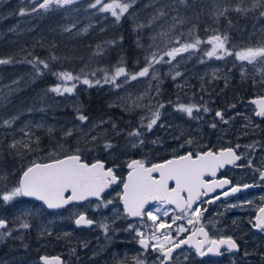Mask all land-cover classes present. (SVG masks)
Wrapping results in <instances>:
<instances>
[{"label": "snow or ice", "instance_id": "obj_1", "mask_svg": "<svg viewBox=\"0 0 264 264\" xmlns=\"http://www.w3.org/2000/svg\"><path fill=\"white\" fill-rule=\"evenodd\" d=\"M35 2L36 0H33V3ZM135 2L136 0H111V2L106 3L105 0H95L89 7L97 8L99 6L98 11L110 13L118 23L129 12L130 7ZM75 3H77V0H42L38 8H33L32 11L35 12L42 9L44 12H48L55 8H63ZM181 3L186 4L187 0H181ZM260 3L261 0H256V4ZM227 11L226 8L220 10L217 12V16H223ZM234 11L246 12L247 9L237 7ZM25 14L26 11L21 9L20 15ZM164 14L162 11L159 13L161 16ZM261 15H264V12H261ZM230 23L231 21H229ZM142 27L144 25H137V28ZM65 30L70 31L71 29ZM189 35L192 37L191 42L181 43L177 39L175 42L179 45L178 47H172L164 51L162 55L152 52L149 56H146L144 58L145 66L138 72L132 73L124 66H116L111 75L106 70H101L105 74L95 80L89 79L87 76L82 78L80 75H74L67 71L53 73L60 83L50 87L48 91L61 96L72 94L75 92L78 83H82L89 88L110 84L114 89H119L131 81L149 77L150 70L152 71L151 79H157L158 75L154 69L155 64H170L172 60H175L177 56H181L183 53L191 54L200 51L202 44L211 45L210 50H204L203 52V55L208 58L224 59L232 56L234 60L240 62H247L253 65L259 64L262 66V72H264V41H261L255 47L248 46L237 49L235 45H232L230 49L227 47L229 38L226 34L221 35L217 33L202 41L195 34L194 26L190 30ZM97 47L99 48V45ZM165 56L169 57V59L165 60ZM51 59L55 60L56 57L53 56ZM12 62L11 58H0V65ZM29 63L33 64L37 75H43L39 67L40 65H43L44 69L50 68L47 62L38 58L35 61H29ZM241 67L243 68V63ZM243 74L242 71V76ZM91 75L94 77L96 73L92 72ZM181 75L182 73L176 72L173 79ZM121 77L124 78L123 81L117 83ZM136 99L142 100L143 96ZM131 103L135 107L142 106L136 103V101H131ZM251 103L257 106L258 110L255 111V115L264 117V97L255 99ZM163 107V104H159L155 111H152L150 108V115L140 118V128L151 132L160 120L161 113L159 109ZM201 107L204 112L209 111L206 106H197L195 104H179L177 106L179 111L186 113L189 117H193L194 111L200 112ZM77 111L79 112V109ZM216 116L227 123L224 120L223 113L217 111ZM77 119L81 122H86L88 117L80 113ZM145 119H147V123H145ZM4 123L10 125L11 121L6 120ZM40 126L42 125H38V127ZM215 126V124L212 125V127ZM115 127L116 125L113 124V128ZM140 128L127 133L129 137L135 138L131 142V147L133 148L144 143L141 138L143 133L140 131ZM51 131L49 129V132ZM72 134V129L64 133L66 137ZM92 139L96 140L97 137L94 136ZM38 140L39 138H37V142ZM156 142L153 141V143ZM187 143L190 144L191 141L189 140ZM16 146V143L10 145L12 148ZM25 147H29V145H25ZM112 147L111 142H105L104 148L106 150ZM238 147L239 145H237ZM49 156L53 157L49 162H32L22 172L20 179L14 187L0 192V202L8 204L19 197H32L43 202L49 209H59L74 201H88L90 198H95L97 209L101 207L106 208L113 203V200H104L102 194L113 185L120 184L122 185V190L116 195L123 204L124 218L139 217L143 220L146 217L152 222L150 225L151 232L148 236L139 230H136V236L139 237L138 243L144 250L151 248L152 251L158 253L157 259L159 260V264H168L173 258V252L184 245L194 248L196 254L201 257L208 256L209 254L216 256L223 255L222 248L227 252L239 250L236 240L230 236H222L218 239L210 238L208 232L205 231L204 225L201 223L203 217L201 208L204 204L219 200L221 195L227 197L240 192L242 188L247 189L252 187V185L248 184L242 186L233 185L232 181L226 178L206 179V177L215 178L219 170L227 165H236L237 161L242 159L233 148L222 149L218 152L212 150L202 153L197 152L195 155L192 152H187L184 155L174 156L162 163H148L143 159H134L127 163L129 171L123 180L116 175L112 167H106L104 162L97 160L94 163H88L83 160L79 154V149L74 154L65 155L63 158H57L56 153H50ZM247 166L251 167L250 161ZM255 171L259 172V179L264 180V171L260 169H255ZM0 179H3V177H0ZM229 185L231 187H228L226 191H222L220 195H216L208 200L204 199L210 193L216 192L217 189H225ZM248 203H251V201H248ZM150 204L157 206L152 210H147ZM168 205L174 206L173 211H177L178 213L171 217V223L161 218L162 216L167 217L169 215V210L165 207ZM237 206L233 205V207ZM203 211H207V209L204 208ZM184 220H186L187 225H192L193 228L190 229L183 223L177 224V221ZM74 222L77 226H92L95 223L85 214H80ZM173 225H176L174 229ZM29 226L27 222L21 224L22 228H28ZM252 226L260 231H264V207L259 209V214L255 217V222ZM99 227L103 228L105 234L108 233V224L101 223ZM7 228L8 221L0 218V229L7 230ZM134 229L135 225L130 224L127 230ZM173 231L177 233L176 236H173ZM186 232H190L191 234L185 239H180V234ZM11 234V231H0V239H3L5 235L11 236ZM198 237H202V239ZM41 259L44 264H62L59 257L50 259L44 256ZM136 264H145V262L136 258Z\"/></svg>", "mask_w": 264, "mask_h": 264}, {"label": "rangeland", "instance_id": "obj_2", "mask_svg": "<svg viewBox=\"0 0 264 264\" xmlns=\"http://www.w3.org/2000/svg\"><path fill=\"white\" fill-rule=\"evenodd\" d=\"M4 1L7 2L8 0H0L1 7L5 6ZM30 2L32 1L20 0L18 7L25 8V6H29V9L32 10ZM105 2H111V0H105ZM243 9H247L241 15L242 19H247V21L244 19L243 26H240L239 30L235 32L223 33L229 38L227 47L230 49L232 45H235L237 49L248 46L255 47L261 41H264V15H261V12H264V0H261L260 4H256V0H251L248 6L245 8L243 6ZM208 38L210 37L200 39L204 41ZM178 46V44H173L164 51ZM210 48L211 45L202 44L200 51L191 54L183 53L181 56H177L175 60H172L170 64H155L154 69L158 75L157 79H151L152 71L150 70L149 77L131 81L119 89L113 88L114 98L112 101L120 104L130 115L138 116L139 124L141 117L150 115V108L155 111L159 104L164 105L163 108L159 109L161 113L160 120L151 132L140 127L123 129L116 126L113 128L114 123L109 121V119L90 118L87 116L88 120L86 122L79 121L77 116L81 113V106L79 105V96L76 91L77 87L74 93L63 96L48 91L50 87L45 88L35 97V113L29 112L32 106L11 107L17 119L13 118L14 116L11 115L10 111H0V148L8 150L10 153L7 158H4V152L0 154V177H3V179H0V192L10 190L17 184L16 175H19L23 170L21 167L23 159L28 158V156L29 158L32 157L31 153L36 157V154L44 151L42 148L46 145L49 146L43 141V138H48L52 146V149H48V153H53L54 150L60 149L62 146L60 143L56 144L54 138H57L58 135L66 138L64 133L69 129L73 130L72 140L77 143L80 153H84L85 156H94L99 151L106 154L111 150L118 151L124 155L139 149L157 151L161 141L164 144V148L167 149V145L176 137L178 139H181L182 136L190 138L194 133H201V123L203 121H222L216 116V112H221L222 110L224 120L227 121V123L223 121V126H227V128L224 127L225 133L236 132L237 125L239 129L244 128V132L249 134L253 133V130H247V128H257L261 133H264V122H257L264 120L257 119L258 117L255 115L256 109L250 103L251 98L264 95V72H262V66L240 62L234 60L232 56L224 59L208 58L203 55V52L204 50H210ZM163 52L159 55H162ZM164 59L168 60L169 57L165 56ZM43 61L47 62V59ZM242 63L243 68L241 67ZM32 67H34L33 64ZM142 68H139L138 71ZM242 71L244 73L243 76ZM176 72H180L182 75L173 79ZM107 73L111 75L112 72ZM123 79L121 77L117 83L122 82ZM92 80H95V78ZM58 83H60L59 80L56 84ZM140 96H143V99L137 100L136 98ZM131 101H136L142 106L135 107ZM179 104L206 106L209 111L204 112L201 107L200 112H193V117H196L193 118L179 111L177 108ZM68 109L75 111L77 114L73 117L68 115V117H63L59 113ZM77 109H79V112ZM238 114L242 115V120L237 121L236 116ZM130 119L132 120V118ZM6 120L11 121L10 125L4 123ZM239 121H243L241 125L238 123ZM147 122V119H145V123ZM108 124L111 125L109 128ZM38 125L42 126L38 127ZM137 128H140L143 133L141 138L144 143L133 148L131 147V142L135 138L129 137L127 133ZM49 129L52 131L49 132ZM108 129L112 130V134H105ZM94 136L97 137L96 140L92 139ZM37 138H39L38 142ZM94 141H96V144H94ZM153 141L157 142L153 143ZM105 142H111L113 147L106 150L104 148ZM13 143L17 145L15 148L10 147ZM25 145H29V147H25ZM64 149H66V142H64ZM113 197H117L116 193L111 198ZM22 199L23 197H19L8 204L0 202V218L9 221L7 230L2 231H11L12 233L11 236L5 235L3 239H0V246L4 240L15 243L13 242L15 239L14 232L16 233L17 230H22L17 233V236L21 234L25 237L30 232V229L33 228L37 229L41 234V236L37 234L40 239L43 238L44 240L46 236L54 234L63 240H69L65 235L73 233L70 221L74 219L76 214L92 209V203H83L80 206L68 208L62 213L61 218L57 219L54 217V220H52V213L49 214L42 204L32 201L27 202ZM104 213L107 218H109L110 214H115L114 211L112 212L111 204L105 208ZM109 221L110 219L104 222ZM25 222L30 225L28 228L21 227V224ZM181 223L188 227L186 220L179 221L178 224ZM110 233L111 228H109L107 234L105 232L99 234L97 232H85L81 234L82 247L86 248L83 264L101 263V260L98 263V256L94 254L95 248H97L95 238L104 234V239L110 240V236L112 237ZM38 242L35 244L36 246H44V242ZM250 254L251 252H246L239 259L228 260L225 264H257ZM188 261L189 256H186L184 259L181 258L180 264H186ZM1 263L6 264V262ZM131 263L133 264L134 260Z\"/></svg>", "mask_w": 264, "mask_h": 264}, {"label": "trees", "instance_id": "obj_3", "mask_svg": "<svg viewBox=\"0 0 264 264\" xmlns=\"http://www.w3.org/2000/svg\"><path fill=\"white\" fill-rule=\"evenodd\" d=\"M250 2L187 0L185 4L181 0H136L118 23L111 14L89 7L94 0H84L49 12H33L25 6L20 8L26 11L25 15H20V10L17 14L3 15L0 19V58H11L13 62L0 65V111H10L16 119L11 107L32 106L29 112L35 113V97L58 81L53 73L67 71L82 78L96 79L102 77L104 71L101 70L113 72L116 66H124L135 73L145 66L144 58L152 52L161 54L176 45L177 39L181 43L190 42L189 32L194 26L195 34L200 38L235 32L243 26L246 18H241L243 11L234 9H243ZM225 8L227 13L217 16V12ZM161 11L165 13L163 16L159 15ZM137 25L144 27L137 28ZM69 28L70 31L65 30ZM53 56L55 60L51 59ZM37 58L47 59L50 66L49 69L39 66L43 75H37L29 63ZM92 72L96 73L94 77ZM76 91L80 112L86 116L109 119L118 128L140 127L138 116L130 115L120 104L112 101L114 89L110 84L89 88L78 83ZM59 113L63 117L77 114L70 109ZM110 126L108 124V128ZM105 134H112V130L108 129ZM72 138L73 135L54 138L56 144L62 146L53 153L76 152L79 148ZM43 141L49 146L42 148L44 151L36 154L35 159L49 157L47 150L52 149L51 143L47 137ZM4 150L0 148V154L4 152V158H7L10 153ZM37 234L41 236L37 231L36 238Z\"/></svg>", "mask_w": 264, "mask_h": 264}, {"label": "flooded vegetation", "instance_id": "obj_4", "mask_svg": "<svg viewBox=\"0 0 264 264\" xmlns=\"http://www.w3.org/2000/svg\"><path fill=\"white\" fill-rule=\"evenodd\" d=\"M29 1V0H27ZM34 8H38L39 3L42 0H30ZM80 2V0H77ZM5 2V1H4ZM20 0H8L5 2V6H0V19L3 15L17 14L20 10L18 7ZM44 12L42 9L39 10ZM49 12V11H48ZM223 113V110L221 111ZM239 116V117H238ZM236 116L237 121L242 120V115ZM264 120V118H257ZM243 121L238 123L241 125ZM263 123L264 121H257ZM212 123L216 126L212 127ZM201 133H194L190 138L182 136L181 139L177 137L167 145V149L164 148L162 141L158 146V150H138L130 151L128 154H122L118 151H109L108 153H96L94 156H85L84 153H80L81 158L88 163L96 162L97 160L105 162L106 167H112L118 177L123 180L129 171L127 163L134 159H143L148 163H162L165 160L171 159L174 156L184 155L187 152H192L195 155L197 152H205L212 150L218 152L222 149L233 148L238 155L242 157L236 165H227L223 169L219 170L215 178L206 177V179H221L226 178L232 181L233 185H252L247 189H243L233 195L224 197L221 195L219 200H214L212 203L204 204L201 208L203 213L201 223L205 227V231L208 232L209 237L218 239L219 237H232L239 245L238 252H227L224 248L221 249L223 255L216 256L209 254L208 256L201 257L196 254L195 249L192 247H183L173 252V258L168 264H180L181 258L184 259L189 256V261L186 264H225L232 259H239L244 253L251 252V257L257 262V264H264V231H260L252 226L255 222V217L259 214V209L264 207V180L259 179V172L255 169L264 171V133H261L259 129L253 130L251 134L244 132V128L239 129L237 125L236 132L231 131L225 133L223 121H203ZM228 125V124H227ZM31 140V139H30ZM191 143H187V141ZM237 145L239 147L237 148ZM50 150V149H49ZM48 151V150H47ZM75 153V152H74ZM74 153H60L57 154V158H63L65 155ZM29 158L23 159V170L16 175V181L20 179L22 172L32 164V162H49L53 157L35 159L32 155ZM251 162V167H248V162ZM3 166V165H2ZM225 189H217L216 192L210 193L208 197H204L205 200L211 199L216 195H220ZM122 190V185H113L111 189L103 196L104 200H113L111 204L112 212L109 218L105 215V208H96L97 201H88L86 203H92V209L79 214H76L73 220H71L73 233H67L65 236L68 239H61L54 234H50L43 238H36L37 229H30L27 236H23L17 233L22 230L14 232L15 239L11 243L4 240L0 246V264L6 262V264H44L41 257L47 256H59L63 259V264H83L86 248L82 247V236L85 232H104L103 228L99 227V224L106 223L111 228L112 237L110 240L104 239V234L98 236L97 248H95L94 254L98 256V263L100 264H136V258L144 261L145 264H159L157 259L158 253L149 248L144 250L138 243L139 237L136 236V230L142 231L148 236L151 232L150 225L152 222L146 217L141 220L139 217L124 218L123 204L119 200V197H113L114 193H118ZM23 201L31 202L25 198ZM251 201V203H248ZM35 202V201H32ZM82 204H70L66 208L50 212L52 213V220L55 218H61L62 213L70 207L80 206ZM233 205H238L233 207ZM155 204H150L147 210H152L156 207ZM169 210L167 217L161 218L171 223V217L178 214L177 211H173L171 205L165 206ZM206 208L207 211H203ZM109 210V209H108ZM80 214H87L89 219H92L95 223L92 227H80L75 224V219ZM109 222H104L109 220ZM113 219V220H111ZM60 220V219H59ZM179 221H177V224ZM135 225L134 230H127L129 225ZM176 225H173V229ZM188 228H193L192 225H188ZM190 232L180 234V239H185ZM177 233L173 231V236ZM201 238L202 237H198ZM40 239V241H39ZM39 241V242H38ZM44 242V246H36V243ZM110 244V246H108ZM257 252V253H256ZM101 260V261H100ZM100 261V262H99Z\"/></svg>", "mask_w": 264, "mask_h": 264}, {"label": "water", "instance_id": "obj_5", "mask_svg": "<svg viewBox=\"0 0 264 264\" xmlns=\"http://www.w3.org/2000/svg\"><path fill=\"white\" fill-rule=\"evenodd\" d=\"M260 97H264V96H259V97H254V98H252L251 100H250V102L251 101H253V100H255V99H258V98H260ZM253 104V103H252ZM254 105V104H253ZM255 107H256V109H257V106L256 105H254ZM258 110V109H257ZM260 118H264V117H260ZM238 162V161H237ZM94 163V162H93ZM111 188H109V189H107L102 195H104L105 193H107L109 190H110ZM25 198H27V199H31V200H36L35 198H32V197H25ZM89 200H96L95 198H90ZM36 201H38V200H36ZM38 202H40V203H43V202H41V201H38ZM83 202H86V201H74V202H72V203H83ZM72 203H70V204H72ZM69 205V204H68ZM68 205H65L64 207H62V208H59V209H49V208H47V206L45 205V207L47 208V209H49L50 211H58V210H61V209H64V208H66ZM87 217H88V215L87 214H85ZM93 226V225H92ZM80 227H91V226H85V225H81ZM0 230H3V229H0ZM184 246H188V245H184ZM184 246H182L181 248H183ZM180 248V249H181ZM177 250V249H176ZM232 252H238V251H236V250H234V251H232ZM56 257H59V256H51V257H49L50 259H54V258H56ZM60 258V260L62 261V264H63V259L61 258V257H59Z\"/></svg>", "mask_w": 264, "mask_h": 264}]
</instances>
